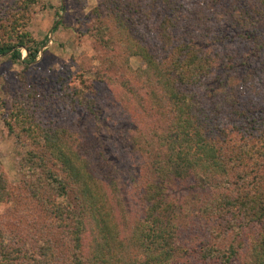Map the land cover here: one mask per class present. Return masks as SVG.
Listing matches in <instances>:
<instances>
[{
	"label": "trees",
	"instance_id": "trees-1",
	"mask_svg": "<svg viewBox=\"0 0 264 264\" xmlns=\"http://www.w3.org/2000/svg\"><path fill=\"white\" fill-rule=\"evenodd\" d=\"M124 2L95 9L110 30L97 43L102 69L90 75L94 84L118 83L116 100L134 101L154 123L163 153L141 154L143 166L133 153L123 171L125 210L113 169L95 163L81 125L83 109L96 119L92 80L80 71L51 91L23 85L2 120L29 147L17 192L0 169V204L22 206L21 234L9 246L0 230V264H264V104L243 91L254 75L264 83V39H256L264 0H193L185 14L177 12L181 0L132 11ZM34 3L0 0V55L17 62L23 49V69L39 49L24 31ZM230 37L233 62L218 60L214 49ZM130 57L144 67L131 69Z\"/></svg>",
	"mask_w": 264,
	"mask_h": 264
},
{
	"label": "rangeland",
	"instance_id": "rangeland-1",
	"mask_svg": "<svg viewBox=\"0 0 264 264\" xmlns=\"http://www.w3.org/2000/svg\"><path fill=\"white\" fill-rule=\"evenodd\" d=\"M106 1L35 0V3L29 8V20L24 31L28 33L39 48L36 60L26 69H23L20 61L25 56L23 49H19L21 57L17 62L7 59V54L0 55V169L10 190L17 192L20 179L18 161L24 150L29 149L28 146L19 143L14 135L7 134L3 126L2 120L10 110L15 93L18 90L23 91L27 84L41 85V88L51 91V88H56L60 83L69 82V75L73 78L80 71H84L87 80H92L90 74L94 70L102 69L100 65L102 54L97 43L100 40H105L110 30L109 21H104L95 15V9H99V14H102L101 10ZM123 1L130 3L131 11L137 8L141 10L151 9L149 0ZM173 1L177 2V0ZM192 1L181 0L182 5L177 9L178 14H185L186 10L192 7ZM9 4L10 2L1 3L2 10L5 9L3 5L8 6ZM167 12L165 7V13ZM170 16H173L172 13L169 14ZM132 17L135 18L136 14ZM103 26L107 27L105 33L99 32L97 34L96 28H103ZM260 32L263 35L256 38L259 41L264 39V25ZM94 33L96 35L93 37ZM230 39L231 41L227 42V47L219 45L214 49L218 60L233 62V60L228 59V54L232 55L236 52L237 44L231 37ZM256 43L258 42L256 41ZM235 60L234 58L233 64L237 65ZM128 62L131 69L134 70L144 67L139 57H130ZM257 78L254 75L243 91L245 99L263 105L264 83L257 81ZM92 83L93 94L88 97L94 100L91 106L96 111V119L86 116L84 109L83 111L79 110V113L82 111L80 114L81 125L85 129L86 139L94 146L92 151L95 163H99V167L104 171L105 165L100 160L105 159L108 167L113 169L112 176L119 192V201L125 210H128L130 209V189L127 186L123 171L129 167V162L134 161L133 153L137 152L138 161L136 164L143 166L147 164L145 157L153 158L156 151L160 153L163 151L155 145L154 123L146 118L141 111L139 112L134 108L135 102L129 101V98H126L128 101L125 102L116 100L115 95L119 92L118 83L94 84L93 80ZM149 142H153V146L148 147L147 143ZM138 145L144 146L146 154L142 150L137 151ZM141 154L145 157H142ZM21 207H17L14 201L0 204V230L4 234L3 242L9 246L13 245L14 242L16 243L15 238L21 234L20 231L17 234L19 228L17 215L21 214V212L19 213ZM24 216H26V212H24L23 217L20 215L22 220ZM19 224L24 226V222ZM14 235L15 237H13Z\"/></svg>",
	"mask_w": 264,
	"mask_h": 264
}]
</instances>
